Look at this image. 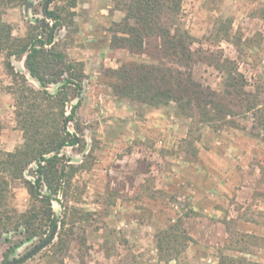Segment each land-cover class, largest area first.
<instances>
[{
    "label": "rangeland",
    "instance_id": "374dc122",
    "mask_svg": "<svg viewBox=\"0 0 264 264\" xmlns=\"http://www.w3.org/2000/svg\"><path fill=\"white\" fill-rule=\"evenodd\" d=\"M46 1L28 0L5 10L3 20L14 36H28L41 20L53 24L42 11ZM47 8L61 11L54 43L74 64L82 87L66 106L69 113L78 104L67 128L81 142L60 152L64 167L75 169L68 203L90 215L75 228L65 252L52 253L48 245L20 264H164L156 236L178 220L191 238L180 257L183 264H264V143L252 127L254 115L238 113L235 125L217 128L184 115L174 102L155 107L120 96L111 71L155 61L159 40L147 39L142 52L114 46L112 30L124 15L116 0H48ZM178 22L192 36L191 70L202 87L222 90L224 74L210 64L209 54L232 60L249 88L264 85V0H183ZM10 62L29 85L40 88L24 57L12 56ZM9 83L0 54V148L5 151L22 143ZM59 85L50 84L49 92ZM35 167L24 171L26 179H34ZM11 189L12 204L25 210V187L15 181ZM58 197L65 203L62 194ZM52 209L62 218L60 203L52 201ZM7 237L9 242L0 238V264L40 242L35 238L11 248L19 236Z\"/></svg>",
    "mask_w": 264,
    "mask_h": 264
},
{
    "label": "trees",
    "instance_id": "16d2710c",
    "mask_svg": "<svg viewBox=\"0 0 264 264\" xmlns=\"http://www.w3.org/2000/svg\"><path fill=\"white\" fill-rule=\"evenodd\" d=\"M183 0H116V8L124 11L123 18L112 30L113 45L142 52L147 39L159 40L155 61L127 63L111 72L118 79L113 86L123 97L151 106L174 102L180 112L196 117L199 123L221 128L235 125L238 113H252L253 128L264 143V85L249 88L244 75L234 62L209 54L216 69L223 72L222 90L202 87L192 74L196 57L191 48L192 36L178 22ZM28 0H0V54L5 55V69L10 77L8 92L14 99V114L22 143L12 151L0 148V238L5 242L13 232L18 239L11 248L39 238L44 240L53 226H59L50 250L62 254L73 239L75 228L87 221L90 213L69 205V192L74 167H64L61 150L76 146L81 137L67 128L75 120L78 104L66 106L71 94L81 92V79L65 52L54 43L53 28L62 24L61 11L43 8L45 20L32 27L25 37L12 34V27L3 20L7 8L27 3ZM65 22V21H64ZM229 38L228 26H222ZM24 57L25 67L40 88L28 84L26 77L14 70L10 58ZM60 83L55 93L50 84ZM1 129V125H0ZM35 163L34 179H26L24 171ZM264 169V167H263ZM20 181L29 196L23 211L12 204L11 183ZM62 194L65 203L58 195ZM52 201L64 207L62 218L55 215ZM45 236V237H44ZM191 240L181 221H175L156 236L158 258L164 264H183L182 253Z\"/></svg>",
    "mask_w": 264,
    "mask_h": 264
},
{
    "label": "water",
    "instance_id": "95a60500",
    "mask_svg": "<svg viewBox=\"0 0 264 264\" xmlns=\"http://www.w3.org/2000/svg\"><path fill=\"white\" fill-rule=\"evenodd\" d=\"M47 5H48V0L45 2V8H47ZM57 230H58V226H53L51 228L50 233L48 234V236L44 240H42L41 242H39L36 245H34L22 257H20L18 259H14V260H6L5 264H20V263L30 259L31 257L36 255L38 252H40L41 250L45 249L48 245H50L52 243V241L56 237ZM3 239L4 238H2V240Z\"/></svg>",
    "mask_w": 264,
    "mask_h": 264
},
{
    "label": "flooded vegetation",
    "instance_id": "af4514ba",
    "mask_svg": "<svg viewBox=\"0 0 264 264\" xmlns=\"http://www.w3.org/2000/svg\"><path fill=\"white\" fill-rule=\"evenodd\" d=\"M43 8H45V6Z\"/></svg>",
    "mask_w": 264,
    "mask_h": 264
}]
</instances>
